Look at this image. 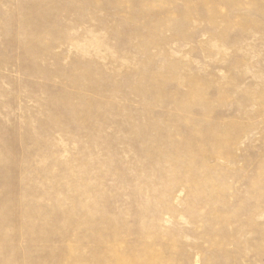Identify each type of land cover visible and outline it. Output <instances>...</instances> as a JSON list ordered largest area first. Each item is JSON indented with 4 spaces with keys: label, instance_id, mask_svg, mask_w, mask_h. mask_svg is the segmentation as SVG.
<instances>
[{
    "label": "rangeland",
    "instance_id": "obj_1",
    "mask_svg": "<svg viewBox=\"0 0 264 264\" xmlns=\"http://www.w3.org/2000/svg\"><path fill=\"white\" fill-rule=\"evenodd\" d=\"M0 264H264V0H0Z\"/></svg>",
    "mask_w": 264,
    "mask_h": 264
},
{
    "label": "bare ground",
    "instance_id": "obj_2",
    "mask_svg": "<svg viewBox=\"0 0 264 264\" xmlns=\"http://www.w3.org/2000/svg\"><path fill=\"white\" fill-rule=\"evenodd\" d=\"M158 37V36H157ZM55 174V173H54ZM256 178V177H255ZM49 182V181H48ZM253 204V203H252Z\"/></svg>",
    "mask_w": 264,
    "mask_h": 264
}]
</instances>
